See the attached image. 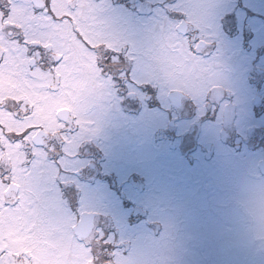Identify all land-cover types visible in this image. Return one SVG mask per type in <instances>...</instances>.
<instances>
[{
    "label": "snow or ice",
    "instance_id": "1",
    "mask_svg": "<svg viewBox=\"0 0 264 264\" xmlns=\"http://www.w3.org/2000/svg\"><path fill=\"white\" fill-rule=\"evenodd\" d=\"M215 0H0V264H119L79 182L105 108L207 98ZM80 193L79 208L74 194ZM142 258V257H141Z\"/></svg>",
    "mask_w": 264,
    "mask_h": 264
},
{
    "label": "rangeland",
    "instance_id": "2",
    "mask_svg": "<svg viewBox=\"0 0 264 264\" xmlns=\"http://www.w3.org/2000/svg\"><path fill=\"white\" fill-rule=\"evenodd\" d=\"M215 2L207 98L173 107L145 88L107 105L82 146L90 211L112 251L133 249L119 264H264V0Z\"/></svg>",
    "mask_w": 264,
    "mask_h": 264
},
{
    "label": "water",
    "instance_id": "3",
    "mask_svg": "<svg viewBox=\"0 0 264 264\" xmlns=\"http://www.w3.org/2000/svg\"><path fill=\"white\" fill-rule=\"evenodd\" d=\"M169 98L171 99L172 103L175 105V106H179L181 104V98H182V95H178L176 93H172L169 95ZM259 98H255L254 101L255 102H258ZM260 168H261V171L264 172V161L260 162Z\"/></svg>",
    "mask_w": 264,
    "mask_h": 264
},
{
    "label": "flooded vegetation",
    "instance_id": "4",
    "mask_svg": "<svg viewBox=\"0 0 264 264\" xmlns=\"http://www.w3.org/2000/svg\"><path fill=\"white\" fill-rule=\"evenodd\" d=\"M259 161H260V160H259ZM259 161H258V162H259ZM89 165H90V166H91V165L94 166L93 163H89Z\"/></svg>",
    "mask_w": 264,
    "mask_h": 264
}]
</instances>
